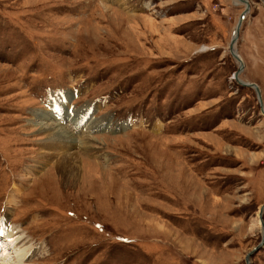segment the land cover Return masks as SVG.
I'll return each instance as SVG.
<instances>
[{"label":"rangeland","instance_id":"rangeland-1","mask_svg":"<svg viewBox=\"0 0 264 264\" xmlns=\"http://www.w3.org/2000/svg\"><path fill=\"white\" fill-rule=\"evenodd\" d=\"M246 1L0 0L4 264H264V0ZM33 110L74 138L46 142Z\"/></svg>","mask_w":264,"mask_h":264},{"label":"bare ground","instance_id":"bare-ground-1","mask_svg":"<svg viewBox=\"0 0 264 264\" xmlns=\"http://www.w3.org/2000/svg\"><path fill=\"white\" fill-rule=\"evenodd\" d=\"M115 1H117V0H115ZM244 2H247L246 0H243ZM104 6V5H103ZM104 7H107V5L106 6H104ZM243 16V15H242ZM238 34H236V31H235V33H234V36H235V38H234V40H233V48H232V53L234 54V56L240 61V64H241V62L243 63V61H242V59H241V57L238 55V53L236 52V50H235V48H234V46H235V42H236V40H237V36ZM238 56L240 57V59L238 58ZM239 79V78H238ZM256 88H257V90H258V93H259V95H260V90L258 89V87L257 86H255ZM52 107V106H51ZM50 108V107H49ZM49 110V109H48ZM58 112V111H57ZM32 114H33V117H36L37 115H42L41 117V119H44V120H41V121H39L38 123H37V125H38V127H39V131L41 132V133H45V135L47 136L46 138H47V140H46V142L47 141H49L50 139H56V138H61V139H65V140H69V139H71V138H74V136L72 135V133L70 132V130H68L67 128H65L64 126V124H63V122L62 121H59V122H56V124H52V123H54V121H52V123H50V122H48V121H50L52 118H54L53 116H54V114L55 113H53V114H51V113H48V111L47 110H40V111H37V110H33L32 111ZM68 114V113H67ZM65 118H62V119H64V120H67V119H69V120H72V121H77L75 118H72L73 116H64ZM33 119H31V122H33L32 121ZM39 120V119H38ZM37 120V121H38ZM80 124V123H79ZM158 127V126H157ZM115 128H116V126H115ZM77 135V134H76ZM77 138V137H76ZM78 138H79V136H78ZM73 140V139H72ZM74 141V140H73ZM78 141V140H77ZM86 142H88V140H86ZM44 155H46V154H43V155H41V162L42 161H47L48 159H49V157H51V155L50 154H48L47 156H45L44 157ZM59 159H61V158H59ZM74 160V159H73ZM49 161V160H48ZM70 160H60V161H58L57 163V166L58 165H60V166H63V167H61V168H64V169H66V170H70V173H73V170H74V168H76V163H75V161H74V163H71V162H69ZM59 166V167H60ZM80 167H81V165H80ZM79 171V170H78ZM27 172V171H26ZM27 174H31V172L30 171H28L27 172ZM30 176V175H29ZM16 189V188H15ZM21 193V190H15V192H13V193H11L10 194V197L8 198V202H9V204H11V205H14L15 204V202L17 201V196L19 195ZM5 221V220H4ZM5 223L6 222H4V225H5ZM158 224V223H157ZM156 224V225H157ZM157 227L161 230V227L159 226V225H157ZM158 229V230H159ZM22 241V240H21ZM5 247H8L9 248V250H6V251H8V252H10L11 253V247H10V244L7 242V245L5 246ZM10 253H8V254H5V255H2L1 257H0V264H4V263H6V260H5V258L10 254Z\"/></svg>","mask_w":264,"mask_h":264},{"label":"water","instance_id":"water-1","mask_svg":"<svg viewBox=\"0 0 264 264\" xmlns=\"http://www.w3.org/2000/svg\"><path fill=\"white\" fill-rule=\"evenodd\" d=\"M243 17H244V15L241 16V20L243 19ZM240 24H241V23H239L238 27H236V29H235V30H236V34H238V32H239ZM234 38H235V37H234ZM233 40H234V39H233ZM232 48H233V41H232V43H231V51H232ZM238 58L240 59L239 56H238ZM240 60H241V59H240ZM243 65H244V64L241 62L240 67H239V70L242 69ZM256 85H257V84H256ZM263 210H264V205L260 208V215L262 214ZM247 261H248V264H250L249 259H248Z\"/></svg>","mask_w":264,"mask_h":264}]
</instances>
